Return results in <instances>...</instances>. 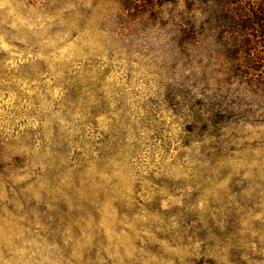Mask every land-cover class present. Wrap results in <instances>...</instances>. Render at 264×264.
Listing matches in <instances>:
<instances>
[{
	"label": "clouds",
	"instance_id": "obj_1",
	"mask_svg": "<svg viewBox=\"0 0 264 264\" xmlns=\"http://www.w3.org/2000/svg\"><path fill=\"white\" fill-rule=\"evenodd\" d=\"M0 264H264V0H0Z\"/></svg>",
	"mask_w": 264,
	"mask_h": 264
}]
</instances>
